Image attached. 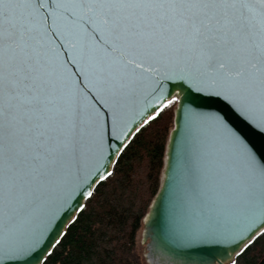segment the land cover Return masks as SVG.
Segmentation results:
<instances>
[{"label":"snow or ice","instance_id":"6c2138e0","mask_svg":"<svg viewBox=\"0 0 264 264\" xmlns=\"http://www.w3.org/2000/svg\"><path fill=\"white\" fill-rule=\"evenodd\" d=\"M190 90L264 132V0H0V264L46 260L63 214L177 102L174 238L226 256L264 235V155Z\"/></svg>","mask_w":264,"mask_h":264},{"label":"trees","instance_id":"16d2710c","mask_svg":"<svg viewBox=\"0 0 264 264\" xmlns=\"http://www.w3.org/2000/svg\"><path fill=\"white\" fill-rule=\"evenodd\" d=\"M177 104L135 133L116 158L112 175L94 187L84 210L70 222L43 264H142L137 234L161 188ZM263 259L264 235H260L235 261L259 264Z\"/></svg>","mask_w":264,"mask_h":264},{"label":"water","instance_id":"95a60500","mask_svg":"<svg viewBox=\"0 0 264 264\" xmlns=\"http://www.w3.org/2000/svg\"><path fill=\"white\" fill-rule=\"evenodd\" d=\"M174 82H166L165 89H171ZM174 95H180L179 92H173ZM189 98L186 103L192 107L197 108L202 112H219L222 115L227 113L226 118L229 119V123L233 127H244L248 133L247 139L254 145L258 154L264 155V132L248 124L244 121L222 98L211 97L198 94L194 91H189ZM154 103V102H153ZM145 101H141L138 110H145ZM179 108V102L175 113V124L171 132L169 143L167 146L165 169L161 188L158 195L153 201L149 213L144 220V232L143 240L147 243V252L150 255L158 257L160 260H164L168 264H231L233 260L241 253L239 249L236 252H232L229 248L227 255H224V249L227 245L220 244H180L172 234V228L170 224V216L172 212V201L176 193V181L175 179H169V160L173 156H179V149L189 139V133L185 127H180L178 130V122H181V118L177 114ZM150 110V107L149 109ZM175 137V141H174ZM114 164V163H113ZM111 165V168L113 166ZM102 171V169H101ZM172 176H175V170H173ZM101 181H97L94 187ZM88 198L80 201L85 203ZM79 212L75 213L76 216ZM68 213L65 212L61 217V220L57 223V229L65 232L70 222L65 223V217ZM55 235V231L52 233ZM49 236V240H51ZM62 237H59V241ZM57 243L53 244L52 249ZM231 247H236L232 245ZM243 247V245H241ZM45 261V260H44ZM41 264H43V262ZM264 264V259L259 263Z\"/></svg>","mask_w":264,"mask_h":264},{"label":"rangeland","instance_id":"374dc122","mask_svg":"<svg viewBox=\"0 0 264 264\" xmlns=\"http://www.w3.org/2000/svg\"><path fill=\"white\" fill-rule=\"evenodd\" d=\"M177 106H178V104H177ZM176 109H177V107H176ZM175 113H176V110H175ZM174 124H175V118L173 121V127H174ZM165 160H166V157H165ZM165 160H164V163H165ZM164 169H165V167H164ZM163 175H164V170H163L162 175H161V177H162L161 181L163 180ZM147 215H146V217H147ZM146 217L142 221V226H141V229L139 230V232L137 234V241H136L137 254H138L142 264H149L148 259H147V243H145L143 240L144 220L146 219Z\"/></svg>","mask_w":264,"mask_h":264},{"label":"bare ground","instance_id":"6f19581e","mask_svg":"<svg viewBox=\"0 0 264 264\" xmlns=\"http://www.w3.org/2000/svg\"><path fill=\"white\" fill-rule=\"evenodd\" d=\"M147 259L149 264H168L164 260H160L158 257L150 255L148 252H147Z\"/></svg>","mask_w":264,"mask_h":264}]
</instances>
